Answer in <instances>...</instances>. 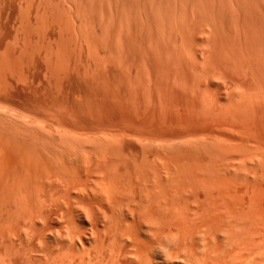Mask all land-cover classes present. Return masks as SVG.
<instances>
[{
    "label": "bare ground",
    "instance_id": "6f19581e",
    "mask_svg": "<svg viewBox=\"0 0 264 264\" xmlns=\"http://www.w3.org/2000/svg\"><path fill=\"white\" fill-rule=\"evenodd\" d=\"M0 264H264V0H0Z\"/></svg>",
    "mask_w": 264,
    "mask_h": 264
}]
</instances>
